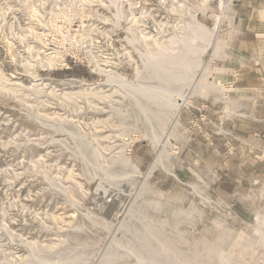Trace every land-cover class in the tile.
<instances>
[{
    "label": "rangeland",
    "instance_id": "obj_1",
    "mask_svg": "<svg viewBox=\"0 0 264 264\" xmlns=\"http://www.w3.org/2000/svg\"><path fill=\"white\" fill-rule=\"evenodd\" d=\"M119 1L120 26L113 0H0V72L4 74L0 81V264H40L54 259L97 264L100 257L102 264H141L127 247L137 255L147 251L153 264H264V174L244 179L232 203L223 205L202 183L201 161L192 155L184 159L177 148L198 124L194 99L223 85L212 70L221 37L212 41L216 44L203 57L202 66L208 63L207 79L199 81L183 106L187 108L180 110L191 113V124L178 120L175 135L166 144L172 154L164 162L156 161L155 140L145 137L125 111L114 109L116 105L126 108L130 101L119 99L120 91L105 85L114 73L130 81L153 79L141 71L140 55L147 50L146 34L139 27L143 16L150 13L151 22L165 31L157 38L146 36L154 50L159 44L154 39L160 46L175 37L188 40L192 14L212 34L205 20L210 13H198L214 10L216 2ZM138 1L149 12L139 13ZM135 15H139L138 24ZM68 28L82 35L95 54L84 55L82 42L64 41L61 36L67 37ZM130 30L137 33L132 45L126 38ZM106 36L112 42L105 43ZM35 44L44 59L58 56L63 62H40L32 47ZM52 49L57 52L49 54ZM35 75L47 83L73 78L85 87L104 82L101 97L77 96L71 91L75 87L62 83L49 89L52 94L45 88L39 95L33 89L42 86L31 88ZM11 81L31 90L21 98L6 89ZM44 115L97 146L99 163L104 170H115L117 177L107 179L105 173L97 172L89 151L79 150L73 134L40 123ZM169 127L166 123L165 131ZM135 144L154 151L153 159L141 165L134 161L131 149ZM114 190L119 192L116 198L103 204L101 196L108 193L111 198ZM183 197L185 206L179 204ZM200 201L207 217L192 216Z\"/></svg>",
    "mask_w": 264,
    "mask_h": 264
},
{
    "label": "crops",
    "instance_id": "obj_2",
    "mask_svg": "<svg viewBox=\"0 0 264 264\" xmlns=\"http://www.w3.org/2000/svg\"><path fill=\"white\" fill-rule=\"evenodd\" d=\"M205 20L210 26L211 13ZM219 36L212 70L223 85L194 99L201 119L177 148L184 159L192 155L201 161L202 183L212 198L229 205L239 183L264 174V0H232ZM179 120L189 126L191 113L180 112ZM131 151L139 165L154 157L136 144ZM185 198L179 204L185 206ZM194 207L193 217H207L202 201Z\"/></svg>",
    "mask_w": 264,
    "mask_h": 264
},
{
    "label": "bare ground",
    "instance_id": "obj_3",
    "mask_svg": "<svg viewBox=\"0 0 264 264\" xmlns=\"http://www.w3.org/2000/svg\"><path fill=\"white\" fill-rule=\"evenodd\" d=\"M113 2L115 3L114 7H116V13H115L116 22L118 23V26H120V20L123 17V11H122V8L120 7V3H119L120 1L119 0H113ZM121 5H122V3H121ZM78 10H77V12H78ZM134 26H135V23H134ZM188 26H189L190 32H191L190 38H188V40L185 38L178 39L177 37H175L174 39L170 40L166 45L160 46L159 45L160 42L158 40L154 39L156 43H159L158 45H156L158 47H155L154 50L152 48H150L151 44L149 43V40H148L149 38L146 37L147 35L143 36V37H145V39L143 38V42H144V40L146 41L145 45H147V47H146L147 50L144 54L140 55L142 63H143V67H142L141 71H144V73H145L144 75H148V76L151 75V78H153L151 81H146V80H143L141 78H137V80H135V81H130V80L126 79L124 77V75L122 76V74L120 75L118 73L111 74L110 76L108 75L109 77L106 75L108 78H107V80L105 79L106 80L105 85H108V86L110 85V86L116 87L117 90L120 91L119 95H121V96L119 99L124 98V99H128L130 101L129 106H126V108H122L119 105H116V106H114V109L125 111V113L127 115H129L130 117L133 118V120H134L133 122H135L136 126H138L137 129L139 128L145 137L153 138L155 140L156 148H157L156 161H159L160 163L164 162L166 160V158L172 154L171 153L172 151L170 152L169 147L166 146V144H167L168 140L171 139L175 135V131L177 129V124L179 123L178 118H179L180 110L183 108V106L188 104L189 96H191L190 94L195 93L199 81H201L203 79H207L206 78V70H207V64L208 63L206 65L202 66L203 57H204V54L207 52V49L210 47V45L216 44V43L212 44V41H215L217 39L216 34H213V33L209 34L210 32L207 31L205 29V27H203V25L198 21L196 14L191 15V20L189 21ZM56 27H57V25H56ZM136 34L137 33L135 30H130L129 34L126 37L127 41L130 44L135 42ZM175 43H179L178 44L179 46H175ZM32 47L35 48L37 60L39 59L40 62L47 63L49 65H53L55 62H57V63L63 62L62 59L59 58L58 56H55L54 57L55 59H53V58L52 59L51 58L44 59L42 57V52L40 51L41 48L38 49L36 44L33 45ZM54 65H56V64H54ZM3 78H4V74L2 72H0V81ZM32 79L36 83L35 84L33 83L31 85L32 86L31 88H33L35 85L40 86V87L42 86V88L38 87V89H33V92L35 90H37L39 95L45 93V91H46L45 88H47L49 90L54 85L56 86V85H60V83H62L63 85H65L67 87L68 86H71V88L75 87V88H72L71 91H75V94L77 96L83 95L87 99L88 98L92 99V98H94L93 96L101 97L100 92H101V89L103 88L102 85L104 83V82L103 83L99 82V83H95L94 84L95 86L91 85V86L85 87V85L81 84L79 82V80H76L73 78L67 79V80H57V82H54V83L45 82V80L42 79L40 77V75H35V77H33ZM8 81H10V79ZM101 82H102V80H101ZM0 83H2V82H0ZM6 86H7L6 87L7 90L15 92L17 94V96H19L21 98L25 97V93L29 89L31 90V88H26V89H24V87L20 88L19 83L16 81L15 82L11 81ZM60 87L65 88L64 86H60ZM110 89H111V87H110ZM48 90H47V92H50V94L53 93L52 90H49V91ZM63 93L65 95H68L67 97H70V98L72 97L71 93H67L65 91ZM113 94H115V93H113ZM55 96H57V95H54V97ZM59 98H60V96H59ZM64 99H62V100H64ZM48 100H49V98H48ZM50 100H51V98H50ZM53 100H55V99H53ZM42 104H43V102H42ZM130 109H131V111H130ZM45 112H43V113H45ZM122 116H123V114H120V117H122ZM39 121H40V123H43L47 126L52 127L57 132H67V134L68 133L73 134L75 140L77 141V145L79 147V150L80 151H83V150L89 151V159L91 162L94 163L95 168L98 167V169H95L97 172L105 173V176L107 179H114L117 177V173L115 172V170H108V169L104 170L103 167L101 166V164L99 163L100 150L98 149V147L94 146V144L92 145L91 143H89L84 137L81 136V134L80 135L77 134L75 132L76 130L73 131V130L69 129L67 127V125L63 124L62 122H58V121L54 120V118L51 119L48 116L45 117V115H44V118L42 120H39ZM166 123H170V127L167 131H165V129H164V126L166 125ZM135 124L133 125V127L135 126ZM134 128H136V127H134ZM72 129H74V128H72ZM59 134L61 135V133H59ZM224 135H225V133H224ZM71 141H73V140H71ZM232 144L233 143H231V145ZM110 165L112 166V164H110ZM86 169H88V167ZM198 189H200V188H198ZM197 191L199 192V190H197ZM104 194H105L104 196H101V200H102L103 204H105V203L107 204V202L112 200V198L115 199L117 194H119V192L114 190L111 193V198L108 197V195H107L108 193H104ZM118 212H116V213H118ZM256 229H255V231H256ZM262 232H263V230H262ZM114 234H116V232ZM257 235L259 236V234H257ZM256 240H259V239H256ZM256 243H257V241H256ZM251 244H253V243L251 242ZM250 246H252V245H250ZM258 247H259V245H258ZM250 249H252V248H250ZM126 250L129 253L133 254L135 256V258L137 259V261L140 262L141 264H153V262H154V259L148 256L147 251H144L145 254L137 255L134 250L129 249L128 247L126 248ZM253 251H255V250H253ZM106 255H105V257H106ZM247 255H249V254H247ZM253 255L254 254L252 253V256ZM245 257H248V256H246V254H245ZM254 259H255V257H254ZM102 262H103L102 257H100L97 264H102ZM247 263H249V261ZM40 264H84V263H82V262L77 263L76 261L58 262L54 259L50 262L49 261L48 262H41Z\"/></svg>",
    "mask_w": 264,
    "mask_h": 264
},
{
    "label": "built area",
    "instance_id": "obj_4",
    "mask_svg": "<svg viewBox=\"0 0 264 264\" xmlns=\"http://www.w3.org/2000/svg\"><path fill=\"white\" fill-rule=\"evenodd\" d=\"M215 1V9L214 10H210L209 12L211 13V23H210V29L213 31V34H216V36H219L224 25L226 22V9L227 6L232 2V0H209V2H213ZM136 10L141 13L143 12H149L146 9H144L143 5H142V1H138V3L135 6ZM209 12H202L200 11L198 13V15L201 16H206ZM131 13V12H130ZM133 13H131L130 15V19L132 18ZM149 16V17H148ZM148 16H143V20L141 25L139 26L140 29L143 31L144 34L148 35L151 38H157L160 35H164L165 31L164 28L162 29L161 26L155 22L150 20L151 16L150 13ZM135 19L137 20V24H138V20H139V15H135ZM67 37L64 38L63 36L62 39L64 41H67L68 39L71 40V42H82L83 45V53L84 55H94V48H92V46L88 45V41L83 37L82 35L78 34V32L76 30H74L73 28H68L67 29ZM80 37V40H78L77 38ZM113 39H109L108 36H106L105 38V43L106 42H112ZM118 40V38H117ZM119 41V40H118ZM120 46H122V43L119 41ZM120 48V47H119ZM57 52V49H52L51 51H48L49 54H54ZM68 55H78V54H72L70 52H67ZM102 55H105V53L103 52ZM199 118L201 119V116H199ZM198 118V120H199ZM197 120V123H198Z\"/></svg>",
    "mask_w": 264,
    "mask_h": 264
}]
</instances>
